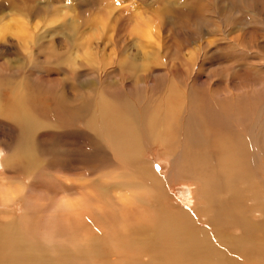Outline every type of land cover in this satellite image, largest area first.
<instances>
[{
  "label": "rangeland",
  "instance_id": "obj_1",
  "mask_svg": "<svg viewBox=\"0 0 264 264\" xmlns=\"http://www.w3.org/2000/svg\"><path fill=\"white\" fill-rule=\"evenodd\" d=\"M5 23L11 33L0 38V104L10 115L0 113V233L6 234L0 264H7L8 254L12 264H38L42 257L51 260L52 252L57 264H88L96 261L94 250L75 257L73 249L85 232L98 235L101 222L120 244L127 227L119 223L143 224L132 213L107 209L118 206L113 197L126 180L122 162L106 154L91 132L85 136L78 117L71 122L74 95L85 98L82 110L98 89L113 99L139 100L148 92L164 97L172 85L192 110L208 103L224 107V97L234 96L235 104L252 106L241 114L249 119L247 135L262 129L256 110L264 106V0H0L1 30ZM20 27L30 29L32 40L19 42L13 31ZM149 32L162 46L146 44ZM31 111L34 118L23 121ZM247 142L251 146V137ZM160 150L147 147L143 161L164 176L169 159ZM16 152L26 158L17 166ZM62 180L66 188L59 187ZM193 189L180 182L164 192L191 209ZM15 232L35 245L29 261L7 251L20 248ZM108 249L110 260L131 258L128 251ZM145 255L138 257L144 261ZM104 256V264H112Z\"/></svg>",
  "mask_w": 264,
  "mask_h": 264
},
{
  "label": "bare ground",
  "instance_id": "obj_2",
  "mask_svg": "<svg viewBox=\"0 0 264 264\" xmlns=\"http://www.w3.org/2000/svg\"><path fill=\"white\" fill-rule=\"evenodd\" d=\"M20 21L18 19L17 23ZM5 24L0 29L1 39L11 33L9 24ZM13 34L21 43L33 37L25 27L14 30ZM145 39L148 45L162 46V39L156 34L154 38L149 32ZM98 91L95 97L89 96L87 110H82L85 98L74 95L71 122L78 117L85 134L91 132L88 135L106 154L122 162L120 167L126 180L119 184V190L123 194L116 192L113 199L118 201V206L107 209L121 211L124 216L132 213L134 219L143 224L119 223L127 230L124 241L114 244V231L108 226L104 230L99 222L98 235L85 232L79 240L73 241L77 252L74 256L88 253L90 256L92 251L89 250L93 249L96 261L88 264H104V253L109 260L111 258L108 247H116L128 251L131 258L111 259L112 264H264V188L259 185L264 186V106L256 110L262 129L247 135L251 133L249 119L241 114L252 106L235 104L234 96L224 97V107L208 103L205 108L192 110L178 100L180 94L172 85L164 90V97L162 93L148 92L139 100L129 95L113 99ZM62 102L55 103L57 108H61ZM236 109L238 115L234 113ZM229 110L231 113H224ZM0 113L10 115L1 104ZM27 113L23 121L35 116L33 111ZM82 113L85 116L80 118ZM59 126L55 122V127ZM248 137H251V146ZM153 144L169 159V170L164 176L155 173L153 166L143 161L144 151ZM12 158L15 166L26 159L20 152L12 154ZM61 182L59 187L68 186L67 180ZM180 182L194 186L191 209L172 203L164 192V189L171 192L172 186ZM80 219V215L77 216V220ZM3 234L0 233V247L6 244V234ZM14 236L20 248L7 251L29 261L28 253L35 245L17 232ZM25 246L26 251L20 252ZM143 251L148 259L141 261L138 256ZM51 254V260L42 257L38 264H57L56 253ZM99 257L101 262H98ZM239 258L245 260L239 261ZM13 260L15 258L8 254L2 263L12 264Z\"/></svg>",
  "mask_w": 264,
  "mask_h": 264
},
{
  "label": "clouds",
  "instance_id": "obj_3",
  "mask_svg": "<svg viewBox=\"0 0 264 264\" xmlns=\"http://www.w3.org/2000/svg\"><path fill=\"white\" fill-rule=\"evenodd\" d=\"M44 242L46 244H48L49 246H51V244H52V241L50 239H47V238H44Z\"/></svg>",
  "mask_w": 264,
  "mask_h": 264
}]
</instances>
